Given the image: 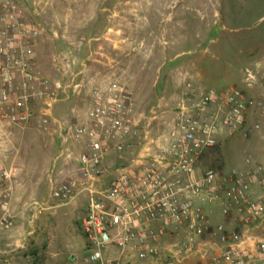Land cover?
<instances>
[{"label":"rangeland","instance_id":"374dc122","mask_svg":"<svg viewBox=\"0 0 264 264\" xmlns=\"http://www.w3.org/2000/svg\"><path fill=\"white\" fill-rule=\"evenodd\" d=\"M13 1L41 30L37 70L78 86L54 107L58 121L83 122L92 92L116 85L141 110L156 107L152 128L164 131L182 102L196 105L208 88H237L248 101L244 123L221 130L205 162L222 170L264 167V0ZM61 137L56 127L0 123V167L15 169L13 219L0 231V264H99L89 260L78 227L83 195L65 204L49 199L50 181L71 176L79 153L71 142L62 146ZM184 264L209 263L192 258Z\"/></svg>","mask_w":264,"mask_h":264},{"label":"built area","instance_id":"2783aa9c","mask_svg":"<svg viewBox=\"0 0 264 264\" xmlns=\"http://www.w3.org/2000/svg\"><path fill=\"white\" fill-rule=\"evenodd\" d=\"M38 25L13 0H0V123L20 129L56 127L62 146L79 152L71 176L50 181L49 199L83 195L78 227L92 263L264 264V167L212 168L221 130L244 123L248 101L230 88H208L196 105L182 102L169 126L154 132L156 107L140 109L120 87L94 90L86 119L58 121L56 105L77 88L52 81L36 67ZM216 109L212 116L208 111ZM64 152L60 157H63ZM68 157V156H66ZM251 161L246 160L247 164ZM13 167H0V231L10 228ZM36 206V203H33ZM40 207V206H39ZM34 216V215H33Z\"/></svg>","mask_w":264,"mask_h":264},{"label":"crops","instance_id":"0c3cea01","mask_svg":"<svg viewBox=\"0 0 264 264\" xmlns=\"http://www.w3.org/2000/svg\"><path fill=\"white\" fill-rule=\"evenodd\" d=\"M249 166V165H248ZM248 168H253V167H248Z\"/></svg>","mask_w":264,"mask_h":264}]
</instances>
